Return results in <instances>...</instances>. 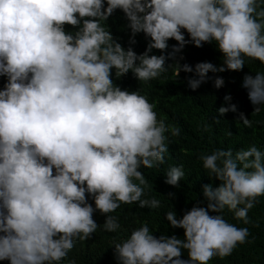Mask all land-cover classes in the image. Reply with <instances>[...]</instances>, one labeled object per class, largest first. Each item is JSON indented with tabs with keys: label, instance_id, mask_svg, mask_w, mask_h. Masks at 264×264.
I'll use <instances>...</instances> for the list:
<instances>
[{
	"label": "clouds",
	"instance_id": "9594fccd",
	"mask_svg": "<svg viewBox=\"0 0 264 264\" xmlns=\"http://www.w3.org/2000/svg\"><path fill=\"white\" fill-rule=\"evenodd\" d=\"M113 16L132 33L131 44L137 35L150 38L143 54L126 50L105 27ZM173 39L179 46L168 53ZM213 42L223 65L198 63V79L188 81L192 90L210 72H240L246 60L264 64V0H0V78H7L0 88V261L61 264L76 241L91 239L100 227L96 211L107 217L104 230L116 232L121 225L109 214L122 204L161 207L155 198H142L149 184L140 169L164 164L167 134L178 137L180 129L158 119L139 91L118 86L113 69L116 79L131 71L143 83L169 69L179 77L192 67L167 61L185 46L197 50ZM234 78L215 79L223 102L232 100L223 89L230 81L248 89L259 113L264 72ZM237 110L235 104L218 110L226 116L215 125L222 123L228 138L251 134V116ZM212 148L194 162L221 182L203 185L207 206L200 202L180 219L175 211L165 214L185 239L157 238L145 223L115 243L119 264H209L248 242V228L221 213L227 208L248 223L249 210L264 197V152ZM184 175L182 166H172L165 183L179 188Z\"/></svg>",
	"mask_w": 264,
	"mask_h": 264
},
{
	"label": "trees",
	"instance_id": "16d2710c",
	"mask_svg": "<svg viewBox=\"0 0 264 264\" xmlns=\"http://www.w3.org/2000/svg\"><path fill=\"white\" fill-rule=\"evenodd\" d=\"M105 7L107 5L105 4ZM113 36L127 50L132 47L138 54H143L147 50L150 38L135 36L136 43L131 44L132 33L122 31V23L116 16L110 17L104 22ZM69 32L75 31L71 26H65ZM168 53L172 52L173 46H179L178 42L170 40ZM183 50L175 54V59H169L167 65L179 63L192 67V73L180 72L179 77L175 75L173 69L163 74L159 79L148 83L140 82L130 71L126 76L116 79L115 69H113V79L123 90L139 91L146 96L148 101L155 107L154 110L158 119H164L169 127H178L180 135L172 137L168 133V152L165 154V163L153 167L152 169L141 168L145 172V178L149 187L145 190L143 199L155 198L161 202L158 209L139 208L138 204L121 205L119 209L109 215L115 216L121 225L116 232H107L103 228L106 216L99 211L94 213V220L98 224V229L92 238L87 241H76L74 248L69 252L67 258L61 264H119L115 257V243H120L130 237L133 230L141 227L145 223L150 231L159 238L161 235L185 239L184 230L172 228L166 220L165 214L175 211L177 218H182L185 211L200 203L206 207L207 201L203 196V185L211 184L213 188L220 186V181L215 177H209L206 170L196 168L194 162L196 157L200 162L201 155L213 150V146H219L222 150H231L233 154L241 149L256 146L264 152V106L259 113L254 112V106L248 98V89L242 85L225 81L223 89L225 94H231L232 100L223 102L222 88L215 87L216 78H229L236 80L235 74L241 73L252 75L264 72V64L259 61L246 60L245 66L240 72L225 71L223 73H208L206 83H203L197 90L189 87L190 78H197L195 66L201 62H211L217 67L223 65V54L218 50L213 42L204 48L192 49L185 46ZM151 54L161 55L158 50H153ZM7 82V78H0V88ZM230 104L237 106L238 112H245L252 118V127L248 133H242L237 138H228L222 133V123L215 125L216 120L225 117L219 114V108L229 107ZM231 112V111H230ZM207 126V127H206ZM243 132V131H242ZM243 135V136H242ZM182 166L185 173L180 187L176 188L165 183L166 173L172 166ZM147 173L149 175L147 176ZM139 183V181H135ZM143 187V186H142ZM169 193H174V198H169ZM88 202L95 208L94 199L89 195ZM212 214V213H210ZM224 218L237 227H246L249 230L248 242L239 245L233 253L225 258L215 257L209 264H264V197L258 198L255 206L248 212V223L234 217V212L227 208L221 213ZM183 259H188L187 252L184 251ZM0 264H10L9 261H0Z\"/></svg>",
	"mask_w": 264,
	"mask_h": 264
}]
</instances>
